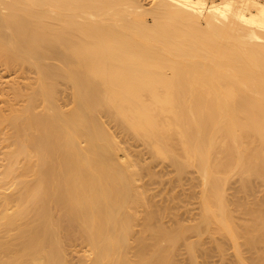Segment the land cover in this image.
<instances>
[{"label":"bare ground","instance_id":"bare-ground-1","mask_svg":"<svg viewBox=\"0 0 264 264\" xmlns=\"http://www.w3.org/2000/svg\"><path fill=\"white\" fill-rule=\"evenodd\" d=\"M262 190L264 0H0V264H264Z\"/></svg>","mask_w":264,"mask_h":264},{"label":"rangeland","instance_id":"rangeland-1","mask_svg":"<svg viewBox=\"0 0 264 264\" xmlns=\"http://www.w3.org/2000/svg\"><path fill=\"white\" fill-rule=\"evenodd\" d=\"M133 149H136V151H137V149H138V151L141 149V152H143L142 155H144L143 157L146 158L148 156L146 160L144 159L145 161H148V159L150 157H152V156H149V153H151V152L148 151V148L145 147V145L143 146V144L140 143V142L137 143L135 146H133ZM157 160H158V162H157ZM157 160H155V163L156 164L152 166V171H154V170L157 171V173H159V175H157V176L159 177L161 175L160 177H162L161 179H163V182H164L163 186L162 185L161 186H157L156 184L153 185V186L156 185L157 188H158V190H159L158 191L159 194L157 196L158 197H162V195L163 196L165 195V193H164L165 191H166V194H168V193H170V190L171 189H172L171 191H173V192H178L177 194H180V198H181L178 201V203L176 204V207H175V211L177 213L178 219L179 220L181 219L180 221L181 222L183 221V223L184 222L185 223L186 222L187 223L188 222L190 223V221L192 222L197 217V215L199 213L198 192L200 190L199 189L200 188L199 187L200 185L198 183L199 181L197 182L198 179L196 177L197 176L196 173H195L196 171L191 170L192 172L189 171L191 173L188 172L189 174H188V176H186V178L188 179V177L190 175V180L191 181H193V179H197L196 181L195 180L193 181L194 184L196 183L195 185L193 183H190V182L188 183L189 180H187V179L184 178L185 180H183L181 184L174 185L173 188L169 189L170 188V185H168V183L166 184V182L169 181L168 178H170V176H171L172 173H169L167 171L164 172V170H165L164 166L166 165V164H164V162L166 163L167 160L164 159L165 160L164 161V160L161 159V161H160V158L157 159ZM153 164H154V162H153ZM160 172H162V174ZM147 177H148V175H146V178ZM146 178H144V179H146ZM164 180H166V181H164ZM189 185H192V187H190ZM167 190H169V192H167ZM260 191L261 190H259V193H260ZM262 192H261V194H264V190H262ZM186 194H190V195L187 196ZM169 220L170 219H168V217H167V221L166 220L165 221L169 224V223H171L170 222L171 220L170 221ZM224 236H222V237L218 236L217 238L220 237L219 239L220 240L222 239L221 246L222 245L224 246V250L226 252V255H221L220 256L219 253L213 248L211 250V254L209 255V258H208V263H209V261H211L212 263H209V264H214V263L215 264H227V262L229 261V259H226L227 257H225V256H227V255H230L231 256L233 254L232 245L230 244V242H228L229 240H225L227 237L225 236L226 237L225 238ZM197 237L202 238V240L203 241H206L207 244L210 243L209 240L206 237V233L205 232L202 233V234L201 233L200 234H197V233L190 232L189 233V236H188L189 239H191V238H197ZM227 243H229V245ZM185 250H186L185 246L184 245H180L179 253L177 254V259L182 264H190L191 262H188V260H187L188 259L187 258V253L185 252ZM196 257H197L196 258L197 259V264H205V262L203 261L204 259H203V257L201 255L198 254ZM231 257H233V255ZM231 257H229V258H231ZM228 264H230V263L228 262Z\"/></svg>","mask_w":264,"mask_h":264}]
</instances>
